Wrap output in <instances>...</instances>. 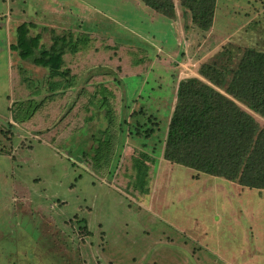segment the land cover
I'll list each match as a JSON object with an SVG mask.
<instances>
[{"label": "rangeland", "instance_id": "374dc122", "mask_svg": "<svg viewBox=\"0 0 264 264\" xmlns=\"http://www.w3.org/2000/svg\"><path fill=\"white\" fill-rule=\"evenodd\" d=\"M177 9L169 18L138 0H0V264H264V189L195 177L162 157L178 80L202 78L207 61L234 67L245 48L264 51V0H217L207 30ZM34 11L76 23L79 31L67 29L85 40L61 66L73 85L23 106L43 97L34 80L46 69L19 56L7 18ZM84 75L95 101L104 96L95 111L90 95L77 97ZM143 109L136 137L129 124Z\"/></svg>", "mask_w": 264, "mask_h": 264}, {"label": "trees", "instance_id": "16d2710c", "mask_svg": "<svg viewBox=\"0 0 264 264\" xmlns=\"http://www.w3.org/2000/svg\"><path fill=\"white\" fill-rule=\"evenodd\" d=\"M138 1L169 18H175V8L178 6L182 14L189 15L191 22L200 30L211 27L217 2V0ZM17 29L15 49H18L20 57L31 56L32 63L46 68L44 78L34 82L40 88L43 87L47 93L50 92L48 96L45 95L37 100L38 102L29 99L20 100L18 104L23 106L26 105L25 103L42 104L48 98L53 100L52 97L57 96L58 91L63 92L71 84L73 85L68 82L71 79L69 67L61 68V66L65 63V53H74L76 49L74 44L78 41L83 42L85 36L78 35L74 38L72 33L67 31L64 35H54L50 44H39L38 39L34 44L36 38L32 42V38L27 36L25 24H20ZM68 34L71 37L67 38ZM37 47L38 51L34 50L30 54L23 51ZM227 52L225 55H229ZM222 65L225 64L218 65L209 61L201 63L197 72L202 78L188 76L178 80L175 102L162 140V157L171 164L191 168L195 172V177L198 174L219 176L236 181L243 187L264 189V124H260L250 112L239 105V103L245 105L264 118V51L245 48L240 52L234 67L225 68ZM65 80L66 82L63 83ZM88 80H90L89 75H84L77 97L83 94L90 95L88 103L95 111L98 107L94 103L97 105L98 102H103L104 96L102 99L99 96L95 101V87L90 85ZM99 92L98 90L97 95ZM106 101L109 102V99ZM106 101L104 103H107ZM28 110L29 106L23 108L25 112ZM134 112V121L129 124V128L136 130V132L131 130L136 136L135 133L141 132L139 126L142 125L137 124L139 114L144 115L145 111L143 109ZM105 117L108 127L112 126L114 131L123 132L125 125L123 120L114 125V117L108 114ZM79 128H83V125ZM146 128L152 131L149 125ZM99 133L100 138L97 140L103 139L106 150V144L111 138L104 130ZM138 153L144 155L140 150ZM139 157L140 155L135 159L136 163L139 162ZM143 164V168L139 166L142 164L136 168L141 179L148 166Z\"/></svg>", "mask_w": 264, "mask_h": 264}, {"label": "crops", "instance_id": "0c3cea01", "mask_svg": "<svg viewBox=\"0 0 264 264\" xmlns=\"http://www.w3.org/2000/svg\"><path fill=\"white\" fill-rule=\"evenodd\" d=\"M43 5L46 6V8L48 9L49 7V2H46L44 3ZM177 7L175 8V17L176 15H178L177 13ZM10 14V12H8ZM40 14L42 16H44V12H41L38 13L36 11H34V15L36 16L34 19H31V20H28V21H24L22 22V19L20 18V16H15V18H7V23H10L9 25L7 24V28L8 30L12 31L13 29V33L16 34V37H17V32H18V29L17 27L20 25V24H25V29H26V33H27V36H30L29 33L32 32L34 37L36 38L37 36V39H38V42L39 44H43V43H49V33H51V36L50 38H52L55 34H60L59 32H61V30H63L64 32L66 31H71V30H68L67 28H74L75 30L79 31L78 29V25L76 23H72L70 21L66 22L62 19H60L59 16H55V15H52L50 16V19L48 18L46 20V22H44V18H39L40 17ZM47 17H49V10L45 13ZM45 17V16H44ZM72 32V31H71ZM92 33V32H90ZM90 33H87V34H90ZM86 34V33H85ZM48 39V41H46ZM77 49H75V53H76ZM80 51V50H79ZM79 52H77L78 54ZM34 67L36 69H40L41 66L39 65H34ZM41 69H46L45 67H41ZM47 71V70H46ZM38 89H43L40 88V87H37ZM36 91V90H35ZM43 93L44 95L43 96H48L49 93H47L44 89H43Z\"/></svg>", "mask_w": 264, "mask_h": 264}]
</instances>
